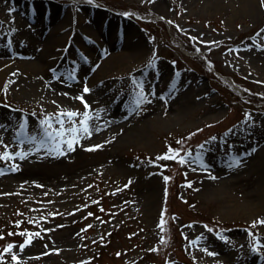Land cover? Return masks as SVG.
Instances as JSON below:
<instances>
[{
	"label": "rangeland",
	"instance_id": "rangeland-1",
	"mask_svg": "<svg viewBox=\"0 0 264 264\" xmlns=\"http://www.w3.org/2000/svg\"><path fill=\"white\" fill-rule=\"evenodd\" d=\"M220 2L0 0V67L30 61L38 76L34 85L0 77V89L15 81L0 91L8 151L31 147L14 143L25 120V134L40 136L42 119L83 113L73 97L85 82L90 115L100 114L90 124L103 129L63 156L42 150L0 160L7 172L0 176V264H17L12 255L19 264H264V226L250 227L264 220V10L260 0L253 17L242 0ZM83 22L90 37L78 40L73 33ZM54 29L62 39L52 48L46 35ZM140 41L142 53L133 52L140 55L95 75L107 54ZM46 49L44 63L28 56ZM138 84L151 103L133 112ZM93 145L103 147L84 150ZM169 148L181 156L202 152L205 167L158 160ZM234 157L239 167H229ZM12 164L21 170L11 172ZM22 232L40 233L23 251ZM8 244L11 253L3 251Z\"/></svg>",
	"mask_w": 264,
	"mask_h": 264
},
{
	"label": "snow or ice",
	"instance_id": "snow-or-ice-1",
	"mask_svg": "<svg viewBox=\"0 0 264 264\" xmlns=\"http://www.w3.org/2000/svg\"><path fill=\"white\" fill-rule=\"evenodd\" d=\"M88 4H92L93 0H86ZM149 2H154V0H149ZM261 4L264 5V0H261ZM12 11H15V9H12ZM127 15H131L130 13ZM2 23V22H0ZM16 29H11V32H15ZM264 31V30H262ZM7 31H5V35H8ZM257 35H260V33H257ZM192 39H195L194 37ZM7 48L11 49L12 46V41L9 40L7 44L5 45ZM85 62H87V59L85 58ZM150 67H155V59H153L150 64ZM96 67H99V65H96ZM95 69H93L94 71ZM50 71L55 72V69H52ZM13 76L17 75V73H13ZM57 80L60 79L59 76L56 77ZM65 79L67 80H74L75 75L74 74H69ZM15 81H7L4 85L3 89H0V91H3L7 93L9 85L14 83ZM135 82V81H134ZM140 88V91H138L135 94V101L134 105L132 107V111L135 112L138 109L141 108L142 105L146 103H151V100L148 99V95L145 94L144 88L142 84L137 85ZM91 92V89L88 88L87 83L85 82L84 87L82 89V94L78 95L76 97H73V99L80 100L81 103L84 105V112L80 113L79 111H60L57 114L54 115V117H46L45 119H42L40 121V126L42 130V135L36 136V135H26L25 134V129L27 126V121L25 120L24 122L19 124V131L15 133L14 136V143L18 145H24L28 144L31 145L27 151L20 150L16 151L14 153H10L8 151L9 145L3 143V138L0 137V145L3 146L4 151L0 153V160L3 161H14V160H26L30 155H33L35 153L41 152L42 150L45 152L46 155H54L56 157L66 155L69 152H73L76 149V146H82L81 141L85 139H90L93 133V129L97 132L103 130L100 125H91L90 121L93 120H99L100 119V114L97 111L96 114L90 115V105L87 103L86 100H84V95L89 94ZM61 95L67 96L68 93H61ZM53 103H56L53 101ZM7 106V105H5ZM77 118L78 121H77ZM53 119L56 121V123L59 125L58 128L53 127ZM67 125V126H66ZM6 127L5 125L0 124V128ZM231 131V130H229ZM194 135V134H193ZM190 138V137H189ZM212 140H215V137L211 138ZM110 143L111 141H107ZM178 143H181L178 141ZM103 145H93L91 147H87L84 150L86 151H94L99 148H102ZM201 149H204V145L199 146ZM255 151V149H253ZM203 153L202 152H197L195 155H193L192 152H187L185 156H181L179 150H174L169 148V151L165 153L162 156L157 157L158 160H174L180 165H185L189 163H197L200 167H205L202 159ZM241 165V161L239 158L234 157L232 161L229 163V167H239ZM11 172H18L20 171V166L19 164H12L9 169ZM193 171H196V168L192 169ZM7 174L6 170L3 168H0V176ZM212 179H216V177H211ZM165 183H167L171 178L168 176L163 177ZM131 183V181H130ZM38 187H42L40 185H37ZM187 187H191V183L189 182ZM163 213H162V218H161V228L163 229ZM264 226V220H258L254 221L253 224L250 226L251 228L257 227V225ZM17 226H19L17 224ZM91 227V225H89ZM209 231H212L209 229ZM8 235H14L13 233H9ZM20 235H27V239L25 240L24 244H21L19 246L20 250L23 251V249L26 246L31 245L33 238L39 237L40 233H20ZM249 235L252 236L253 233L249 232ZM219 238L221 240L226 241V237L223 235H219ZM0 239H3V237H0ZM161 243H165V241H161ZM13 245L8 244L7 247L4 248L5 253H11L13 250ZM206 250V249H205ZM253 252L258 251V249L253 248ZM209 256H215L217 253L214 252H207ZM12 261L17 262L18 257L16 255H12L11 257Z\"/></svg>",
	"mask_w": 264,
	"mask_h": 264
},
{
	"label": "bare ground",
	"instance_id": "bare-ground-1",
	"mask_svg": "<svg viewBox=\"0 0 264 264\" xmlns=\"http://www.w3.org/2000/svg\"><path fill=\"white\" fill-rule=\"evenodd\" d=\"M242 1L245 5L247 4L244 7V13L245 14H250V16H252V17L259 15L258 10H256V8H255L254 0H242ZM216 3H218V5H221L220 0H219V2H217V0H216ZM259 3H260V10L261 11H262V9L264 10V5L261 4V0ZM87 23L83 22L81 24V26L75 28V31L73 34L76 36V38L78 40H82L84 38L90 37V33L88 34L83 30L84 29L83 25L86 26ZM85 30H86V28H85ZM57 33H58V31L56 29H54L46 35V38L53 42L52 48L56 47L55 40L60 41L62 39V38H58ZM132 47L135 49L125 51V52L120 51L118 53L113 54L111 57H107L109 55V54H107V56H106L107 59L106 58H105L106 60L104 59L105 62L104 63L102 62L103 63L102 67L98 69L99 72L95 73V75L100 74V72L104 73L114 63L122 62L125 59L137 57L138 55H140V52L142 53L141 49H144V43L142 41L135 42L132 45ZM47 51H48V49H46V52L45 51H41V52L35 51V52L28 54V56H30L32 58H36L38 62L44 63L45 61H47L48 57L51 56V54L48 53ZM135 51H140V52L139 53H133ZM1 64L3 66V63H1ZM42 65H44V64H42ZM2 66L0 67V77L5 76V77H15L17 79H23V80L28 81L29 84H31V85H34L35 78L37 79V77H38L37 74H35V73H37V70L35 69V67L33 66V64L30 61L22 60V61H19L17 63H14L13 65L9 66L8 68H2ZM13 73H17V75L13 76L12 75ZM93 76H94V74L92 75L91 78H93ZM119 124L120 123H117V126L114 124H111V126H113V128L110 131L113 132L115 129L119 128V126H121ZM261 146H262L261 151H264V142L261 143ZM214 175H215L214 173H211L208 178H211ZM223 184L228 185V184H230V182H229V180L225 179L223 181Z\"/></svg>",
	"mask_w": 264,
	"mask_h": 264
}]
</instances>
